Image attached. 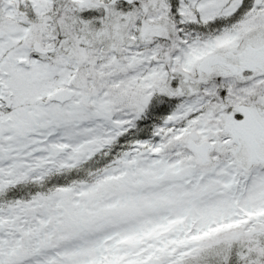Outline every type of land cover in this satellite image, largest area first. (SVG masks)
Segmentation results:
<instances>
[{
	"label": "snow or ice",
	"instance_id": "obj_1",
	"mask_svg": "<svg viewBox=\"0 0 264 264\" xmlns=\"http://www.w3.org/2000/svg\"><path fill=\"white\" fill-rule=\"evenodd\" d=\"M0 264H264V0H0Z\"/></svg>",
	"mask_w": 264,
	"mask_h": 264
}]
</instances>
